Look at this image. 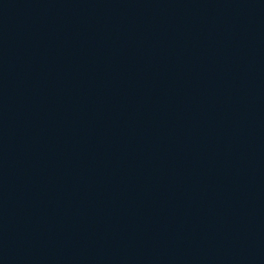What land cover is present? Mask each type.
I'll list each match as a JSON object with an SVG mask.
<instances>
[{"label": "water", "instance_id": "water-1", "mask_svg": "<svg viewBox=\"0 0 264 264\" xmlns=\"http://www.w3.org/2000/svg\"><path fill=\"white\" fill-rule=\"evenodd\" d=\"M0 264H264V0H0Z\"/></svg>", "mask_w": 264, "mask_h": 264}]
</instances>
